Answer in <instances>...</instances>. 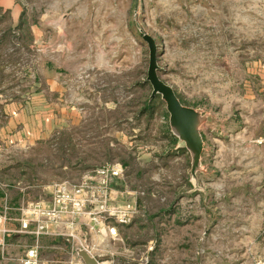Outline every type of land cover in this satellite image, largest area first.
I'll return each mask as SVG.
<instances>
[{
    "label": "rangeland",
    "instance_id": "1",
    "mask_svg": "<svg viewBox=\"0 0 264 264\" xmlns=\"http://www.w3.org/2000/svg\"><path fill=\"white\" fill-rule=\"evenodd\" d=\"M146 34L161 79L198 111L195 171L193 150L152 95ZM263 73L264 0H0V106L50 91L55 114L51 136L9 152L0 178L31 186L30 201L50 200L56 183L121 163L144 216L121 232L132 254L119 264L179 263L164 247L220 248L205 237L206 207L218 221L225 186L264 182L244 170L248 137L264 135ZM202 255L179 258L204 264Z\"/></svg>",
    "mask_w": 264,
    "mask_h": 264
},
{
    "label": "crops",
    "instance_id": "2",
    "mask_svg": "<svg viewBox=\"0 0 264 264\" xmlns=\"http://www.w3.org/2000/svg\"><path fill=\"white\" fill-rule=\"evenodd\" d=\"M49 92L40 91L32 94L27 100H10L1 104L0 173L12 166L5 163L10 158L9 152H12L13 149L31 148L40 140L48 139L53 133L55 126L54 100L49 97ZM258 139H262V143H257ZM247 141L249 145L244 149L245 154L250 156L253 161L244 170L252 168L264 176V135H260L256 139L248 137ZM247 141L245 139V142ZM125 176L116 179L111 186L113 202L118 204L137 202L140 208L143 198L138 191L130 188L127 174ZM190 186L191 192L196 190L194 187L192 188V183ZM30 188L31 186L24 185L22 182L10 184L0 178V211L8 206L10 222L14 225L19 223L21 209L32 202L27 196ZM212 190L214 191V189L208 188L206 192H212ZM223 191L226 192L220 200L221 214H216L219 215L218 221L213 220V215L210 214H215L211 205L206 207L204 222L206 239L220 240V248H204L201 253L199 248H191L188 245L185 248L179 247V245L170 248L164 247V251L171 253L175 260L178 258L179 263L176 264H182L179 258L182 254L194 255L196 259L198 255L204 254V264H254V256L264 253L262 249V240L264 241V182L227 185ZM51 200L52 196L50 200L34 201L49 204ZM209 202L213 203L212 198L209 199ZM162 211L166 212V209ZM143 216L144 213L139 210L133 224L117 227L116 236H112L107 231L90 232L86 227V223L89 222L88 218L82 217L76 232L85 242L86 249H83L100 262L119 264L120 256L123 253L132 254V250L126 245H120L121 243L125 244L121 232L134 228L137 225V220ZM161 224L164 225V221ZM37 243L39 244L40 264H85L77 252L79 248L73 245L71 238L43 236L36 240L33 235L24 233H14L10 237L9 246L5 250L0 248V264H22L21 259L25 256L28 248ZM103 259H107V261H102Z\"/></svg>",
    "mask_w": 264,
    "mask_h": 264
},
{
    "label": "built area",
    "instance_id": "3",
    "mask_svg": "<svg viewBox=\"0 0 264 264\" xmlns=\"http://www.w3.org/2000/svg\"><path fill=\"white\" fill-rule=\"evenodd\" d=\"M256 141L262 143L263 140ZM125 174L121 163L110 162L86 172L78 182L56 183L51 202H29L21 209L18 225L10 222L9 208L5 206L0 211V248L5 250L9 246L14 233H24L33 235L36 240L43 236H66L76 248L86 249L76 232L82 217L88 218L86 227L90 232L107 231L116 236L117 227L133 224L139 212L137 202H113L111 186ZM40 261L38 243L28 248L21 259L22 264H40ZM254 264H264V258L256 259Z\"/></svg>",
    "mask_w": 264,
    "mask_h": 264
},
{
    "label": "water",
    "instance_id": "4",
    "mask_svg": "<svg viewBox=\"0 0 264 264\" xmlns=\"http://www.w3.org/2000/svg\"><path fill=\"white\" fill-rule=\"evenodd\" d=\"M149 45L150 62L147 80L152 85V95L160 94L166 103L170 114V124L177 129V136L194 152L193 171L196 170L203 150V139L197 128V114L195 108L184 105L172 86L161 79L159 75L158 47L150 35H144ZM85 264H98L99 260L83 248L77 249Z\"/></svg>",
    "mask_w": 264,
    "mask_h": 264
},
{
    "label": "trees",
    "instance_id": "5",
    "mask_svg": "<svg viewBox=\"0 0 264 264\" xmlns=\"http://www.w3.org/2000/svg\"><path fill=\"white\" fill-rule=\"evenodd\" d=\"M147 105H151V101L147 102ZM174 137H175V136H174ZM174 137H173V138H174ZM175 139H176V138H175Z\"/></svg>",
    "mask_w": 264,
    "mask_h": 264
}]
</instances>
